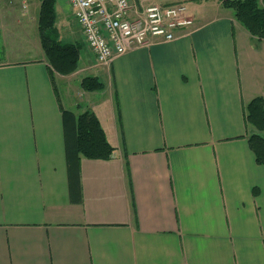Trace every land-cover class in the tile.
Listing matches in <instances>:
<instances>
[{
    "label": "crops",
    "instance_id": "0c3cea01",
    "mask_svg": "<svg viewBox=\"0 0 264 264\" xmlns=\"http://www.w3.org/2000/svg\"><path fill=\"white\" fill-rule=\"evenodd\" d=\"M188 3L186 33L104 64L55 0L82 45L67 74L28 29L43 0L16 29L0 3V264H264V130L250 107L264 96V39L220 0ZM64 109L95 114L114 148L81 154L80 201Z\"/></svg>",
    "mask_w": 264,
    "mask_h": 264
},
{
    "label": "trees",
    "instance_id": "16d2710c",
    "mask_svg": "<svg viewBox=\"0 0 264 264\" xmlns=\"http://www.w3.org/2000/svg\"><path fill=\"white\" fill-rule=\"evenodd\" d=\"M231 8L236 18L257 38L264 37V6L258 0H220ZM39 21L42 45L54 68L61 73H70L78 67L82 45L73 42H63L56 32L55 0H43ZM87 88L95 89L102 84L97 78L84 80ZM251 107V118L264 130V96L256 97ZM65 127L68 174L71 194L75 200L81 197L80 156L109 157L114 148L108 143L102 126L95 114L86 111L81 115L64 109L62 112ZM255 142L259 152V161H264V133H256Z\"/></svg>",
    "mask_w": 264,
    "mask_h": 264
},
{
    "label": "built area",
    "instance_id": "2783aa9c",
    "mask_svg": "<svg viewBox=\"0 0 264 264\" xmlns=\"http://www.w3.org/2000/svg\"><path fill=\"white\" fill-rule=\"evenodd\" d=\"M92 54L109 62L131 48L175 40L193 20L187 3L135 0H68Z\"/></svg>",
    "mask_w": 264,
    "mask_h": 264
},
{
    "label": "rangeland",
    "instance_id": "374dc122",
    "mask_svg": "<svg viewBox=\"0 0 264 264\" xmlns=\"http://www.w3.org/2000/svg\"><path fill=\"white\" fill-rule=\"evenodd\" d=\"M149 2L151 1V0H148ZM155 2L157 1V2H164V3H173L174 1H177V0H154ZM181 1H185V2H189V0H181ZM39 2H40V0H0V3H1V8L3 9V11H4V16H5V20H8L7 22H9V23H7V26H9L10 27V29H16V27H19V26H22V24L21 25H19L20 23H23L22 22V20L20 21L19 20V15L20 14H24V13H26V15H24L23 17L26 19V20H28L27 18H26V16L28 17V15H30L31 14V16H30V18H32V14L33 13H37L38 12V8H39ZM69 3V2H68ZM258 4L259 5H261V6H264V0H258ZM23 5H26V8L25 7H23ZM69 6H70V3H69ZM42 8V7H41ZM70 8H71V6H70ZM72 10H73V8H71ZM40 12H42V9H41V11ZM39 13H37V15H38ZM188 14L190 15V9H189V12H188ZM40 15H41V13H40ZM20 16H22V15H20ZM73 17H74V20H75V16H74V10H73ZM39 19H40V16H39ZM10 20H17V22H15V21H10ZM56 22H55V26L57 27V29H56V32H57V34H58V39H61V40H63L64 42H69V39L70 38H68V32H69V29L68 30H66V29H63V27H62V23H61V20L59 19L58 20V18H57V14H56ZM33 21H37L36 19L34 20V19H30V20H28V22L31 24L29 27H28V29H29V31L30 32H33L34 30H36L37 29V31H38V33H40V24H41V21L39 22V28L38 27H33L32 26V24H33ZM58 21V22H57ZM76 22H77V20H76ZM76 22L75 21H73L72 23H71V27H70V29L71 30H73V28L75 29V27H76ZM19 23V24H18ZM20 28V27H19ZM78 29V28H77ZM74 31H76V30H74ZM10 33H14L15 32V30H13L12 32L11 31H9ZM30 32H27V33H30ZM83 32V31H82ZM17 32H15L14 34H16ZM251 33V32H250ZM13 34V36L15 37V35ZM76 34H77V32H76ZM18 35V34H17ZM252 35V34H251ZM253 36V35H252ZM18 37H19V35H18ZM79 37V36H78ZM85 37V36H84ZM257 38V37H256ZM258 40H263L264 39V37L263 38H257ZM40 40H41V44H42V37H41V33H40ZM86 40V39H85ZM73 43H77V44H79L80 45V43H78V42H74L73 41ZM43 46V45H42ZM44 48V47H43ZM263 96V95H262Z\"/></svg>",
    "mask_w": 264,
    "mask_h": 264
}]
</instances>
